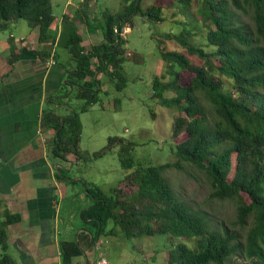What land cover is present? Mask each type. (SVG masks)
Listing matches in <instances>:
<instances>
[{"label":"trees","instance_id":"trees-1","mask_svg":"<svg viewBox=\"0 0 264 264\" xmlns=\"http://www.w3.org/2000/svg\"><path fill=\"white\" fill-rule=\"evenodd\" d=\"M91 1L98 0H81L82 7L71 16L62 15L58 35L59 18L53 13L50 0H0V31L10 21L24 19L30 27L39 28V42H49L51 46L56 42L58 48L67 50L69 60L63 63L65 84L69 85L66 92L71 87L70 95L76 89L75 97L84 102L80 111L98 99V71L106 74L116 89L125 86L123 63L129 53L127 39L120 33L132 15L140 13L151 21L164 20L162 6L151 5L142 10L140 0H124V9L115 13L105 8L93 20ZM174 2L178 13L193 17L195 24L191 20H175L181 25L180 32L165 37L175 40L185 53L157 45L172 78L164 81L155 75L151 97L160 105L177 110L172 135L178 137L185 132L186 138L171 149L176 156L174 162L146 166L136 165L131 156L124 154L126 144L132 142L108 138L104 153L122 143L121 165L132 169L124 181L135 189L126 195L120 185L105 194L98 186L87 184L93 203L82 210L81 219L91 235L89 244L103 234H114V226H119L128 240L143 235L170 238L168 264H264V0ZM240 12L249 14L252 26L243 22ZM80 23L91 30L99 29L104 42L82 45ZM196 36L205 43L189 40ZM49 50L42 53L50 54ZM11 52L14 56L13 48ZM189 55L201 63L193 62ZM53 57L57 59V55ZM176 69L193 74L188 84H180ZM169 91L173 93L170 97L166 96ZM202 98L209 102L210 109ZM42 126L55 131L51 156L65 159L72 155L76 161L83 157L78 149L82 125L77 111L61 116L44 110ZM233 154L236 163L229 178ZM184 162L207 173L212 198L236 202V222L251 223L244 235L222 223L211 226L205 210H194L177 197L162 172L172 167L182 169ZM57 177L65 179L62 170ZM17 218L6 213L0 223V264H15L7 252L5 226ZM110 222L114 226L108 228ZM79 237L77 241L60 242L62 264H71L82 255ZM234 258L240 260L231 263Z\"/></svg>","mask_w":264,"mask_h":264},{"label":"rangeland","instance_id":"rangeland-1","mask_svg":"<svg viewBox=\"0 0 264 264\" xmlns=\"http://www.w3.org/2000/svg\"><path fill=\"white\" fill-rule=\"evenodd\" d=\"M68 1L75 5L73 11L82 7L81 0H50L53 13L58 18L61 19L63 7ZM126 4L124 0H98L96 3L91 1V17L93 19L98 12L100 17V12L105 8H109L113 13L121 11ZM151 5L162 6L163 21H151L137 13L127 21V26L122 32L127 39L126 50L129 53V57H126L123 63L125 86L122 89H116L106 74L99 73L101 90L98 92V99L84 111H80L84 102L75 97L76 89L69 95L70 105L77 111L82 125L78 149L83 157L74 163L68 174L71 177L74 175L81 177L89 187L98 186L105 194H108L111 188L120 187V185L126 195L132 194L135 189V186L128 185L124 181L132 169L123 168L121 165L119 152L123 146L122 143L116 144L104 153L109 137H120L123 143L132 142V144H126L124 154L131 156L136 165L141 166L174 162L176 156L171 149L186 138L185 132L178 137H173L172 125L179 113L175 108L160 105L151 97V85L155 75L160 76L164 81L172 78L157 45L160 44L164 50L177 49L185 53L175 40H167L165 37L180 32L181 25L175 20H191V24L194 25L195 19L179 14L174 0H140L142 10ZM191 11H194L193 8ZM71 13L73 12L70 11L68 15L71 16ZM240 16L243 22L252 26L249 14L240 12ZM6 25L8 26L0 31V36L6 38L9 33L16 38L22 36V27L25 30L30 29L28 22L24 19L12 20ZM79 26L81 30L87 27L83 23ZM203 31L204 29L201 30ZM100 36V34L94 35L95 39H99ZM189 40L205 43L200 36L190 37ZM189 58L197 64L201 63V60L194 55H189ZM176 71H178L181 85L188 84L193 76L186 70L176 69ZM63 88L68 89L69 85L63 84ZM172 95V92H166V96ZM202 101L210 109L209 102L203 98ZM235 163V154H233L229 178L233 174ZM162 175L179 199L185 201L194 210H205L208 213L211 226L222 223L241 235L247 232L251 223L240 225L236 222L234 200H219L210 196V181L204 170L184 162L182 169L168 168L162 172ZM244 196L247 199L246 194ZM113 226L114 224L110 222L108 228ZM114 228V234L101 235L93 246V251L88 252L89 264L92 262L97 264L96 261L101 257L106 259V264H168V253L172 245L171 239L166 235H143L128 240L123 236L119 226ZM75 235L76 232L73 238L77 241ZM83 255H85L84 251L82 255L75 257L76 261L80 259L81 264H85L82 261ZM238 260L240 259L234 258L231 263Z\"/></svg>","mask_w":264,"mask_h":264},{"label":"crops","instance_id":"crops-1","mask_svg":"<svg viewBox=\"0 0 264 264\" xmlns=\"http://www.w3.org/2000/svg\"><path fill=\"white\" fill-rule=\"evenodd\" d=\"M74 9L68 1L62 15ZM60 25L59 18L58 35ZM79 32L85 47L104 42L99 29L79 26ZM21 34L0 36V223L6 213L18 217L5 226L7 252L15 264H62L60 242L74 241L76 232L85 254L82 261L89 264L87 254L99 238L89 244L91 235L81 212L92 205V197L81 177L68 174L77 162L74 157L51 156L55 131L42 126L44 110L61 116L74 111L71 91L63 88L67 80L63 63L69 54L56 42L53 46L39 42L38 27H22ZM95 34L101 35L99 39ZM44 49H50V54L42 53ZM60 170L65 179L57 177ZM71 264L81 260L74 258Z\"/></svg>","mask_w":264,"mask_h":264},{"label":"built area","instance_id":"built-area-1","mask_svg":"<svg viewBox=\"0 0 264 264\" xmlns=\"http://www.w3.org/2000/svg\"><path fill=\"white\" fill-rule=\"evenodd\" d=\"M126 27V26H125ZM125 29V28H124ZM123 29V30H124ZM122 30V32H123ZM122 32L120 34H122ZM97 264H106V259L104 257L99 258L97 261Z\"/></svg>","mask_w":264,"mask_h":264},{"label":"water","instance_id":"water-1","mask_svg":"<svg viewBox=\"0 0 264 264\" xmlns=\"http://www.w3.org/2000/svg\"><path fill=\"white\" fill-rule=\"evenodd\" d=\"M70 89H71V87H70Z\"/></svg>","mask_w":264,"mask_h":264}]
</instances>
